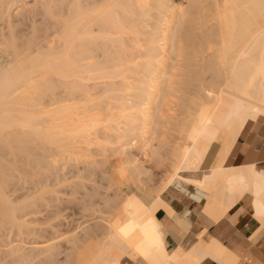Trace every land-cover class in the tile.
<instances>
[{
    "label": "bare ground",
    "instance_id": "obj_1",
    "mask_svg": "<svg viewBox=\"0 0 264 264\" xmlns=\"http://www.w3.org/2000/svg\"><path fill=\"white\" fill-rule=\"evenodd\" d=\"M39 2L0 29V229L54 227L29 247L0 244L16 255L0 264H264V148L243 159L241 144L251 125L264 134V0ZM78 161L80 182L58 172ZM50 173L66 188L35 179L24 200L8 193L14 176ZM247 208L257 227L235 248L209 233ZM88 209L104 215L81 221Z\"/></svg>",
    "mask_w": 264,
    "mask_h": 264
},
{
    "label": "rangeland",
    "instance_id": "obj_2",
    "mask_svg": "<svg viewBox=\"0 0 264 264\" xmlns=\"http://www.w3.org/2000/svg\"><path fill=\"white\" fill-rule=\"evenodd\" d=\"M2 1H4L3 3H1L2 4V8H3V10H4V12H3V14H2V16H1V18H0V29H2V31L3 32H5V33H7V31L9 32V22H11L14 26H18V28L19 27H23V24H24V22L22 21H20V20H23L25 17V19H27V16H29L28 14H30V12H31V10H33V8L34 7H37V6H39L38 4L40 3L39 2V0H20L19 2L17 1H14V2H9V0H2ZM41 1V0H40ZM91 2L92 0H85V2ZM185 1V0H184ZM35 3V4H34ZM1 4H0V6H1ZM24 4V5H23ZM41 4V3H40ZM5 5V6H4ZM10 5V6H9ZM35 5V6H34ZM32 6V7H31ZM41 6V5H40ZM19 7V8H18ZM32 9H31V8ZM2 8H0V9H2ZM18 9H20V10H18ZM25 9V10H24ZM36 9V8H35ZM37 9H39V8H37ZM2 10V11H3ZM28 10H30V12L28 11ZM27 11V12H26ZM26 12V13H25ZM25 13V14H24ZM4 14L6 15V16H4ZM19 15H20V17H19ZM23 15H25V17H23L22 18V16ZM27 15V16H26ZM18 16V17H17ZM41 16V15H40ZM6 18V19H5ZM19 18V19H18ZM21 18V19H20ZM3 19V21H1ZM7 19H9V20H7ZM25 19H24V21H25ZM44 20V19H43ZM42 19H41V17H39L38 18V20H36V22L37 21H43ZM8 21V22H7ZM20 21V22H19ZM27 21V23H29L28 21H30V19L29 20H26ZM31 22V21H30ZM8 23V24H7ZM22 23V24H21ZM39 23V22H38ZM37 23V24H38ZM20 25V26H19ZM17 26L15 27L16 29H18L17 28ZM4 29H3V28ZM6 29V30H5ZM28 32V30L26 31V33ZM207 53V55H208V53H209V51H207L206 52ZM78 94V93H77ZM80 95V94H79ZM78 95V96H79ZM79 97H81V96H79ZM187 105L186 104H182V105H179V108L178 107H176V112H177V116H179L180 118H186V113L184 112V110L182 109V108H185V109H187ZM171 126V125H170ZM169 128V129H168ZM167 129L168 130H170V134H164V136L165 137H167L168 139H169V143L170 144H176V139H178V131L176 130V129H173V128H170V127H168ZM102 131V130H101ZM103 133H104V129H103V131H102ZM130 138V137H129ZM131 138H132V136H131ZM130 138V139H131ZM99 146H96V145H93L92 146V149H94V153H95V157L98 159V160H100V162H95V163H93V162H90V164L91 165H96V168H98V170H99V168L100 169H102V161H104L103 159H104V153H102V150L101 149H99V148H101V147H99ZM110 152V153H109ZM112 152H113V149L110 151H108V154H112ZM141 154V153H140ZM140 154H139V157H141V158H139L140 160L142 159V163L144 164L145 163V165L146 166H150L151 165V163L149 162V161H147L146 160V158H143L144 157V155H142L141 154V156H140ZM116 156V155H115ZM110 157V159H113L114 160V158H116V157ZM101 163V165H99V164ZM104 163V162H103ZM87 164H89V163H87ZM150 164V165H149ZM85 166V163L84 162H82V161H78V163H76L75 164V166H71L70 167V165H67V167H65V168H63V167H61L60 166V169H59V173L60 174H64L65 176H68L69 177V179H71V178H73L72 177V175L74 174V173H78V176L79 177H74L75 179H73L74 181H79V180H81V179H83V178H81L80 176L81 175H85V173H86V170L85 169H83V167ZM98 166V167H97ZM100 166V167H99ZM164 167H162V168H160V169H156L155 170V174L157 175H155L154 174V179H155V183L154 182H151V183H153V185L155 186V187H157V185L159 184L160 185V183L162 182V179H163V175H164V173L162 172V169H163ZM85 170V171H81V170ZM81 171V172H80ZM100 172V171H99ZM58 173V174H59ZM53 173H50L49 174V178H47L48 176H45V175H40V177H37V176H35V178H34V180L32 179L33 178V176H32V178H30L28 175L26 176L25 174V177L23 178V174H20V175H22V176H19V175H17L16 177V179H15V176H14V179L12 180L11 179V183H12V185L10 184V186H9V190H8V193L9 194H11V196H12V198L15 200V201H19V199L20 200H24L23 198L25 197L26 198V196H28L27 194H30L33 190H34V187H35V184H36V182H38V180H40L41 182L42 181H44V182H50V181H53V179L55 178V174L56 173H54L53 175H52ZM18 176H19V179H18ZM61 176V175H60ZM63 176V175H62ZM71 176V177H70ZM155 176L157 177V178H155ZM20 177H22V178H20ZM40 178V179H39ZM37 181H36V180ZM42 179V180H41ZM47 181H46V180ZM87 179V178H86ZM154 179H152V180H154ZM159 180V181H158ZM36 181V182H35ZM83 181H85V180H82L81 182H83ZM87 181H89V179L87 180ZM91 181V180H90ZM90 181L89 182H87L88 184L90 183ZM33 182V183H32ZM80 182V181H79ZM92 182V181H91ZM159 182V183H158ZM51 183V182H50ZM85 183H86V181H85ZM93 183V182H92ZM92 183H90V185L87 187V185H85V189H87V188H91V184ZM54 184H55V179H54V181L52 182V184H51V186L52 187H54L55 189H61L62 187H64V188H66L65 186H67L66 184H65V186H64V184H60V185H57V186H54ZM68 184V183H67ZM73 184V183H72ZM71 184V185H72ZM8 186V185H7ZM33 186V187H32ZM67 188H70V187H67ZM33 189V190H32ZM63 189V188H62ZM102 191L104 190V189H102V188H100ZM11 190V191H10ZM31 191V192H30ZM104 191H108V190H104ZM103 191V192H104ZM77 194V193H76ZM76 194H65L64 192H62V191H60V192H57V191H51V192H49L48 193V195H49V198H50V196H55V197H52V198H50V199H56V197L58 196L59 197V199H58V197H57V203H59L58 201H61V202H63L61 199H63V197H65V199H64V202L66 201V199H68L69 197H79V196H77ZM47 195V196H48ZM78 195H80V193L78 194ZM81 196V195H80ZM23 197V198H22ZM61 197V198H60ZM67 197V198H66ZM70 199V198H69ZM45 201V200H44ZM48 201V200H47ZM55 202V200H52L51 202H50V204L53 206V203ZM56 204V203H55ZM28 209V208H27ZM31 209V208H30ZM29 210V209H28ZM20 211H22V210H18L17 212H18V214L19 215H22V216H20V218H22V219H26L27 221H31L32 222V220L34 219V218H38V217H42L43 215H44V211L43 212H39V213H29V214H27L26 213V211H25V213L23 212H21V214H20ZM83 212H84V210H83ZM85 212H86V215L85 216H81V221H83V220H85V219H93V218H97V217H99L100 215H104V213L103 212H100V211H94V209H88V210H85ZM54 220H52L51 222L52 223H54L53 222ZM30 223V222H29ZM7 227H9V226H7ZM53 227L54 226H51L50 225V223H48V222H40V221H36V222H34V224L32 225V227H28V231L26 230V232H24V233H20L19 231H21V230H19L18 231V229L17 230H15V228H12L11 229V227H9V228H6V230H4V229H0V244L1 245H7V246H9V244L11 243V242H17V243H19L20 245H21V247H29L30 246V244H37V243H39L40 241H43V240H45L46 238L45 237H43V236H41L40 235V232L41 231H44V232H46V233H48V231H50L51 230V228L53 229ZM4 228V227H3ZM8 229H11V230H8ZM2 230V231H1ZM24 230V229H23ZM23 230H22V232H23ZM24 230V231H25ZM32 231V232H31ZM14 242V243H15ZM64 243H65V241H63ZM67 246H69V242L68 243H65ZM262 245V244H261ZM70 246H71V244H70ZM262 247V246H261ZM69 250H71V249H69ZM68 250V251H69ZM16 255H7L6 253H5V251L4 250H0V263H6V262H9V261H11V259H13L14 257H15ZM128 260H129V262H127V263H129L130 264V261H131V264H132V262H133V260H134V258L131 256V255H127V257H126Z\"/></svg>",
    "mask_w": 264,
    "mask_h": 264
},
{
    "label": "crops",
    "instance_id": "obj_3",
    "mask_svg": "<svg viewBox=\"0 0 264 264\" xmlns=\"http://www.w3.org/2000/svg\"><path fill=\"white\" fill-rule=\"evenodd\" d=\"M262 130H263V127L261 125H259V126L251 125L247 129L244 137H242V139H241V144H243V145L247 144L248 145L246 147L248 149L247 152L250 155H248L249 158H243V159H252L254 157H258L259 154L263 151V148H264V134L262 133ZM257 148H258V150H256ZM241 205H242V203H240L239 206L236 209H239ZM161 216H162V218H164V213L161 214ZM239 224H242V225H239ZM231 226L232 227H230V226H228L226 224L225 226H223L221 228H217V226L215 224H212V226L211 225L209 226L208 231H209L210 234H214L215 233V235H217V236H220L221 233H222L221 237L224 239V241H226V244L229 243L230 247L235 248L238 243L242 242V239H244V238H246V237H248V236H250L252 234V232L257 227V223H256V221L253 220V218L251 217L250 210L247 208L246 211L242 212V214H240V216L233 222V224H231ZM224 227L229 229L227 231V233H225V234H223L224 230L221 231ZM233 227L235 229H232ZM235 231L236 232L238 231V233H236L238 235L233 234ZM230 235H231L232 238L230 237ZM233 236H234V238H233ZM239 236H241V237H239ZM235 238L237 239V241H236ZM170 239H171V236H170ZM258 241L259 242H257V245L260 247V249L264 253V236L262 238H260ZM169 247L173 248L174 247V243L170 242L169 243ZM201 264H218V263L213 261L212 259L206 258ZM246 264H250V263H246Z\"/></svg>",
    "mask_w": 264,
    "mask_h": 264
}]
</instances>
